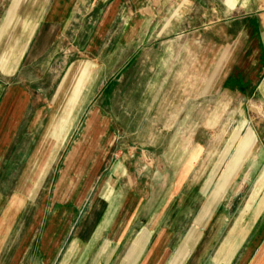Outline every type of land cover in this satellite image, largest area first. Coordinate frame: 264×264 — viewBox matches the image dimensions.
<instances>
[{
	"label": "rangeland",
	"instance_id": "1",
	"mask_svg": "<svg viewBox=\"0 0 264 264\" xmlns=\"http://www.w3.org/2000/svg\"><path fill=\"white\" fill-rule=\"evenodd\" d=\"M11 1L0 0V28ZM85 1L37 26L18 71L0 73V220L39 225L55 194L91 183L90 205L102 192L131 195L130 223L168 243V256L177 250L170 264L235 254L255 219L241 215L259 176L250 132L264 139L256 91L226 85L234 73L260 77L257 42L243 36L252 10L135 0L151 9L132 31L133 10L101 28L110 1Z\"/></svg>",
	"mask_w": 264,
	"mask_h": 264
},
{
	"label": "crops",
	"instance_id": "2",
	"mask_svg": "<svg viewBox=\"0 0 264 264\" xmlns=\"http://www.w3.org/2000/svg\"><path fill=\"white\" fill-rule=\"evenodd\" d=\"M102 1L108 0H91L92 4ZM109 1L101 28L115 19L119 13L117 10L129 8L136 13L134 19L130 18L129 22V29L133 31V26L145 18L144 15H149L148 10L151 9V7L144 8V4H136L135 0ZM156 1L159 4H189L188 0ZM85 3H87L85 0H29L26 4L25 0H12L0 28V55L8 56L5 60L3 57L0 73L6 75L18 71L35 37L33 34L39 29L36 28L37 26L59 23L69 15V9L73 8L74 4L79 6ZM49 4L52 6L44 19L43 11ZM221 4H225L230 10L242 8L252 10L242 18L250 30L243 36L251 40L253 38L257 42L259 54L256 55L258 56L256 64L261 72L255 83L241 73L231 74L226 85L228 88L241 90V94L244 95L247 94V90L254 89L256 92H253L250 99H260L262 100L260 104H263L264 0H222ZM12 21H14L13 25ZM16 22L17 25L19 24L16 31L7 34L4 30L6 26L9 24L14 26ZM101 28L98 29L97 34L100 33ZM136 32L137 27L133 34L136 35ZM9 42L14 44L9 45ZM251 51L245 50L243 57H248ZM6 88V84L0 81V103ZM250 134L254 139L252 153L255 151L257 154L249 166L258 170L259 176L253 185L256 192L252 191L251 196L248 195L245 201L247 205L244 204L245 210H242L241 215L255 219L251 225L244 224L242 232L247 236H244L242 244L235 246L237 248L235 254L222 258L199 256L194 258V264H264V150L260 148L263 147L264 139L258 133L251 131ZM94 169L92 174H95ZM88 184H84L78 192L76 188L74 194L63 193V198L55 194L49 214L46 215L48 205L40 211L39 225L37 220L27 229L22 230L17 227L16 231L15 227L9 226L3 216L0 220V264H170L172 262L177 250L174 255L168 256V243L166 244L163 239L153 241V231L146 228L136 229L130 223L128 208L132 200L131 195L102 192L97 198L102 205L96 206L93 203L90 205L87 197L91 183L89 186ZM255 200L256 204L252 203ZM249 203H252V208ZM86 206L90 208L85 210ZM15 231L16 239L12 240ZM196 246L197 242L194 249ZM192 257L189 255L186 261H183L184 264H188Z\"/></svg>",
	"mask_w": 264,
	"mask_h": 264
}]
</instances>
